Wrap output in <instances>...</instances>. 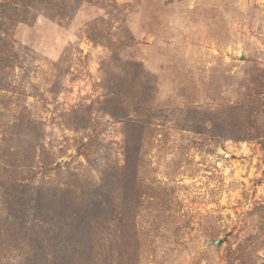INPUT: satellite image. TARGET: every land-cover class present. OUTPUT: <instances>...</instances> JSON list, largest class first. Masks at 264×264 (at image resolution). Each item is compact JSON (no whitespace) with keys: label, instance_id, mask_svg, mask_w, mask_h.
<instances>
[{"label":"rangeland","instance_id":"obj_1","mask_svg":"<svg viewBox=\"0 0 264 264\" xmlns=\"http://www.w3.org/2000/svg\"><path fill=\"white\" fill-rule=\"evenodd\" d=\"M261 137L264 0H0V264H264Z\"/></svg>","mask_w":264,"mask_h":264},{"label":"trees","instance_id":"obj_2","mask_svg":"<svg viewBox=\"0 0 264 264\" xmlns=\"http://www.w3.org/2000/svg\"><path fill=\"white\" fill-rule=\"evenodd\" d=\"M259 143L263 151L264 163V137L260 138ZM98 207V204L91 205L90 203H86L83 207V203H81L75 212L71 211L68 214L69 220L58 221L62 224L57 225L59 235L53 244L54 253L48 260V264H84L91 260L92 241L88 237V229L90 223L97 222L100 217ZM61 208L62 206L58 205L59 215H62ZM61 218H65V216L62 215Z\"/></svg>","mask_w":264,"mask_h":264},{"label":"water","instance_id":"obj_3","mask_svg":"<svg viewBox=\"0 0 264 264\" xmlns=\"http://www.w3.org/2000/svg\"><path fill=\"white\" fill-rule=\"evenodd\" d=\"M212 242L217 245V244H219L221 242V240H214Z\"/></svg>","mask_w":264,"mask_h":264}]
</instances>
